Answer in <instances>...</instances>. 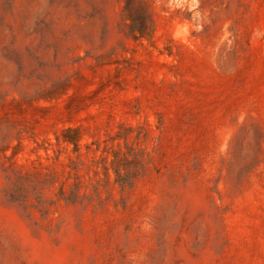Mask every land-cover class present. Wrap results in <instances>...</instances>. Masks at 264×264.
<instances>
[{
  "label": "rangeland",
  "instance_id": "1",
  "mask_svg": "<svg viewBox=\"0 0 264 264\" xmlns=\"http://www.w3.org/2000/svg\"><path fill=\"white\" fill-rule=\"evenodd\" d=\"M0 264H264V0H0Z\"/></svg>",
  "mask_w": 264,
  "mask_h": 264
},
{
  "label": "trees",
  "instance_id": "2",
  "mask_svg": "<svg viewBox=\"0 0 264 264\" xmlns=\"http://www.w3.org/2000/svg\"><path fill=\"white\" fill-rule=\"evenodd\" d=\"M137 31H139V33L141 34V35H143L144 34V29H137ZM71 142H75L74 140H70Z\"/></svg>",
  "mask_w": 264,
  "mask_h": 264
}]
</instances>
